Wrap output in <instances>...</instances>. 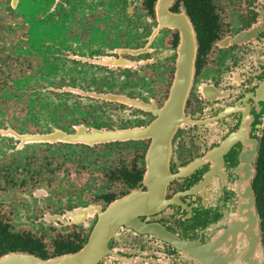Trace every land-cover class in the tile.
<instances>
[{
	"label": "flooded vegetation",
	"instance_id": "af4514ba",
	"mask_svg": "<svg viewBox=\"0 0 264 264\" xmlns=\"http://www.w3.org/2000/svg\"><path fill=\"white\" fill-rule=\"evenodd\" d=\"M157 1L0 0V262L168 264L166 252L188 264L153 226L185 241L210 236L223 165L236 161L244 127V139L254 133L257 142L253 188L264 247V126L259 134V120L223 97L233 82L264 78L259 67H246L249 53L256 58L263 47L264 0L168 4L172 14L189 17L197 38L187 121L170 130L160 112L180 31L158 14ZM208 119L217 128L209 146ZM231 136L221 162L215 152ZM158 140L165 179L154 182L148 153ZM150 190L163 195V206L146 210L140 195L124 201ZM117 203L115 213L128 208L129 217L100 236L98 252L66 260L85 250ZM153 248L161 252L151 256Z\"/></svg>",
	"mask_w": 264,
	"mask_h": 264
},
{
	"label": "water",
	"instance_id": "95a60500",
	"mask_svg": "<svg viewBox=\"0 0 264 264\" xmlns=\"http://www.w3.org/2000/svg\"><path fill=\"white\" fill-rule=\"evenodd\" d=\"M171 0H158V14L161 17L166 18L172 26L180 31V41L178 46V59L177 67L175 70V77L172 82L167 101L164 108L161 110V121L165 130L177 126L178 124L187 121L185 114L183 113V107L186 97L191 90L194 79L195 68V56L197 49V38L194 28L188 16L185 14H172L167 6ZM262 26V25H261ZM257 30V29H256ZM260 30L264 31V26L260 27ZM256 32V31H255ZM254 32V33H255ZM263 47L260 50V46L257 48L259 52L256 54V58L252 57L249 53L246 61V67H251L254 72L264 75V36ZM261 66L263 68L261 69ZM240 80V79H239ZM241 81V80H240ZM250 83H246L241 86V82L234 83V87L231 91L225 90L223 97L230 98L236 105L242 108V110L248 111L253 114L258 122V133L261 134L262 126H264V78L259 84L256 78L251 77L247 80ZM239 82V81H238ZM201 91L206 92L205 88H201ZM241 93V97H240ZM254 100L255 105L251 107L250 101ZM246 119L248 118L247 112L245 113ZM207 130H210V136L208 146L213 141L215 135H217V128L208 119L206 124ZM245 127L239 135L238 145L236 148V161L234 163H225L222 170V187L223 194L221 197L216 195L215 206L211 210H216L219 216L215 218V224L211 225L210 236L205 239L198 240H181L174 234L163 229L160 226H153L152 234L157 236L169 244H171L178 252H184V257L188 259V264H263L264 262V247L261 241V225L260 216L258 213L255 193L253 188L254 179V158L256 155V138L254 133H249L245 136ZM235 136H231L227 141L222 144L221 148L216 150L215 155L221 160L222 153L227 151L231 142H233ZM162 140L155 141L150 153H148L151 161L149 167L150 179L157 182L155 178L165 179L164 177V155H166L164 143L158 144ZM221 144V142L218 140ZM211 155V151L209 153ZM229 160H232L231 158ZM222 162V160H221ZM233 162V161H232ZM220 163V162H219ZM192 169V164L187 166V170ZM161 181V180H159ZM162 184L156 185L161 187ZM192 188V186L190 187ZM189 193H192L190 191ZM134 195H140V197L146 202L147 209H158L166 202L163 195L160 192L150 190L149 192H132L126 199H132ZM119 204L111 206L101 221L98 223L101 226L95 229L93 235L85 247V250L67 256L66 260L78 262L88 257L90 251L97 253L100 236H106V234L112 235L115 229L120 224L119 221L122 218L129 217V209L126 208L124 213L115 211L119 208ZM209 210V206H206ZM213 220V216L210 212L208 221ZM207 221V223H208ZM154 225V224H153ZM98 226V225H97ZM103 227V229H102ZM161 252L160 248H153L151 256H157ZM162 257L169 258L168 264H173V258L177 264L180 263V255H171L166 252L161 254ZM22 258H28L23 256L10 257L0 263L2 264H17ZM65 258V257H64ZM64 261V259L59 260ZM28 262L31 264H46L40 262L38 259L29 258ZM58 263V260L54 261Z\"/></svg>",
	"mask_w": 264,
	"mask_h": 264
}]
</instances>
